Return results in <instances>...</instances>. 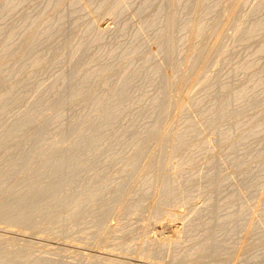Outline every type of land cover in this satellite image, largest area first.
<instances>
[{"label":"rangeland","instance_id":"rangeland-1","mask_svg":"<svg viewBox=\"0 0 264 264\" xmlns=\"http://www.w3.org/2000/svg\"><path fill=\"white\" fill-rule=\"evenodd\" d=\"M0 13V92L17 84L19 79L9 77L8 72L15 59L22 62L23 56L30 53L36 62L23 69L18 67L23 77L20 80L30 86L22 89L27 104L46 94V99L51 98L52 93L47 91L56 85L96 87L93 77L88 80L89 75L71 78L66 85L57 81L79 60L96 66V49L101 44L115 48L110 55L114 57L127 47L133 49L135 26L144 20H151L152 26L141 33L144 50L127 64L130 73L141 70V60L154 58L155 68L166 67L169 83L165 110L152 134L112 132L99 135L103 140L96 148L67 149V144L56 148L26 145V139L13 137L25 134L0 131L1 139L12 137L0 140V264H264V214H259L264 212V179H260L264 173L253 182L237 180L236 176L245 178L253 169L254 165L243 163L263 152L264 129L252 139L253 150L237 158L234 166L225 165V161L224 166L223 161L214 163L223 159L226 149H217V130L198 127L200 133L182 134L185 115L194 114L187 105L201 98L205 88L238 90L246 85L244 74L225 65L228 60L233 63L243 57L239 39L247 27L264 23V0H0ZM61 36L68 42L82 38L77 49L71 48L65 54L73 58L63 63L58 61L63 41L61 44L57 39ZM263 41L264 28L250 43ZM42 57L48 60L44 65ZM126 67H120L119 75ZM254 67H264V51L248 63V69ZM109 73L101 75L99 87L110 86L116 80L123 83ZM157 79L154 74L147 79L128 78V87L157 86ZM254 85L264 87V68ZM6 104L9 118L1 122L3 127H8L10 118L21 111L12 101ZM67 106L64 125L50 129L45 134L47 141L58 139L82 108L78 103ZM207 108L209 105L204 103L202 109ZM50 113L46 110L44 114ZM141 127L142 123L137 129ZM142 135L146 136L144 140ZM133 137L136 139L132 141ZM121 138L126 144L122 149L117 142ZM233 150L237 151V146ZM78 153H90L94 159H73ZM37 156L57 158L53 165L34 164L39 162L34 161ZM211 168L219 177L213 184L234 186L206 187L210 180L204 179L205 172ZM55 176L65 177L66 184L57 181L61 186L53 189L51 177ZM242 183L259 187L236 186ZM32 184L35 190L46 192L33 194V189L27 190ZM49 192L62 203L73 197L74 202L81 201L80 207H70L74 214L58 205L57 210H45ZM78 192H84L87 198L81 200ZM90 192L94 194L88 195ZM29 204L34 209L26 214ZM20 208L28 210L19 216ZM235 209L251 212L247 223L242 216L231 215ZM50 214L53 217L47 223ZM210 240L215 244L211 248L207 244ZM203 253L208 256L203 257ZM192 254L195 259H188Z\"/></svg>","mask_w":264,"mask_h":264},{"label":"bare ground","instance_id":"bare-ground-1","mask_svg":"<svg viewBox=\"0 0 264 264\" xmlns=\"http://www.w3.org/2000/svg\"><path fill=\"white\" fill-rule=\"evenodd\" d=\"M60 20H63V17H61ZM162 22L163 20H161L159 24H161ZM76 24H78V22L75 23L74 25L76 26ZM136 26H135V34H134V42H133L135 46L133 49L131 48L128 49L129 47H127L123 49L121 53L117 55V57H114L110 55H113L115 48H112L109 45L101 44V46H98L96 49V66L89 65V64L86 65L85 62H83L82 64L81 60H79L72 66V68L77 69L76 73H75V70L70 68L71 67L70 65L68 68V71L65 74L62 73V75L59 76L60 79L57 81L58 84L60 83V85L62 84L66 85L68 83V80H71V78L79 77L80 79H82L83 77L89 75L87 77L88 80L91 77H93L96 81L93 85L96 87H87V85L86 87L82 85H79L78 87H72L70 85L68 87L67 86L66 87L64 86L56 87L57 86L56 85L55 87L54 86L49 87L47 91L49 93H52L51 98L46 99L47 97V94H46L45 96L41 97L37 101L27 104L26 97L23 96L22 89H24L25 87H30V86L26 84L25 80H20L23 77H22L21 71H18L19 70L18 67L22 66V69H23V67L32 66L36 61L34 57L30 56V53L23 56L24 58L22 59L24 60L22 62L20 61V58L15 59V64L13 68L10 70V73L8 72V76L11 78L13 77V79L15 78L19 80L13 88L6 90L4 92H0V131H2V133L14 132L16 134L17 133L25 134L22 136H13V137L14 139H18L17 137H20V139H26V141L28 142V143H24L26 145H29V144H32L33 146L35 145L44 146L45 145V146L56 148L57 146L61 144H67V149L96 148L97 146H100L102 144L101 142L103 140V139H100L102 137H98V136L102 134H109L112 132H114L115 134L116 133L123 134V133H126L127 131L129 132L128 134H133V133L152 134L154 133L155 129L158 126L159 118L162 112L165 110L164 109L165 106L163 104L164 95L166 93L167 87H169V83L167 84V75L165 73L166 67H164L163 65H160L159 68H155L154 66L155 61H152L154 58L153 59L145 58L144 61L141 60L139 62V68L141 67V70H139L138 72L135 70L136 72L133 71L132 73H130L131 67H128L127 64L131 62L132 57L136 56L137 54L139 55V53L142 50H144L143 45H141L142 44L141 33L146 28H149L152 26L151 20L149 21L144 20V22H141V24L136 25ZM262 28H264V23L255 24V26H252V25L248 26L247 29L245 30V34H243L242 37L239 39V45L241 44V46L243 47V52H244L243 57L241 59H238V61H233V63L232 61L228 60L225 65V67L227 68L232 66V68H234L235 71L239 72L240 74L241 73L244 74L245 79H246L245 81L246 85H244L238 90H234V89L231 90L228 87H216L215 90H213V87H207L205 88L203 92V96L201 98L191 101L190 105L189 103L187 105L192 111V113H194L193 114L194 116L191 115L192 117H189L187 114L185 115L184 122H183L184 127H183V132H182L184 136L187 134V132L198 133L199 132L198 130L200 127H202L201 128L202 130H205L203 128H206V130H212V131L217 130V132L220 135L219 136L220 144H217L218 145L217 149L219 152L223 149V147H225L226 149H225V153H223L224 154L223 157L221 156L223 159L221 161L216 160L214 163L220 164L223 161L222 163L223 165L225 161L226 163L225 165L230 164L234 166L236 164L235 160H237V158L244 156L247 151L251 152L253 150V146L255 144L252 143V139H255L254 136L255 134H257L258 131H261L262 129H264V87L258 88V87H255L254 85L255 78L259 76L260 72H262L264 67H261V68L254 67L252 69L250 68L248 69V63L258 53L264 51V41L263 43L256 44V45L250 43L251 38ZM160 29L162 31V28ZM181 31H183V28L181 29ZM160 32H158V34H160ZM57 40L61 44L63 41L61 56H60V59L58 60L60 63H63L65 61L68 62L73 58L71 57L72 55L65 56V54L71 48H73V50L77 49V43L80 40H82V38L77 39L76 37L68 42L66 39L62 40V36H61V38H58ZM83 47L84 46H82V48ZM2 52L3 51L0 52V57H2V54H1ZM45 53H43V55ZM6 55H10V54H6ZM102 58H105L106 62L102 63L101 62ZM46 61L48 60L42 57L41 59L42 65L47 63ZM119 64L120 65L122 64V66H127L126 70L124 71L122 75H119L120 67H122V66H119ZM114 65H117L116 69H114L115 67ZM87 71L88 73L84 74ZM11 72H14V76L12 75L13 73ZM104 72H110L109 75L112 74V77L118 80L122 79L123 83H116L117 82L116 80L114 84L112 85L108 84L110 86H107L106 84L103 87H99L100 86L99 79ZM155 72H158L160 74L157 75L155 74ZM15 74L17 76H15ZM153 74L154 76L158 77L156 81H158L159 84L157 86H153L152 84V86L148 85L147 87H140V86L128 87V81H127L128 78L147 79L151 77ZM7 101H12L14 106L21 107V111L18 116L10 118L11 119L9 121L10 125L8 127L6 126L3 127L1 126V122L9 118L8 117L9 108L6 104ZM70 103H78L79 105L82 106V108H80L74 114V117H75L74 123L68 126L61 133L58 139L54 141H47L45 134H47L50 131V129L53 130L55 128L62 127L64 125V122L67 116V107H68L67 105H69ZM204 103H207L209 105V108L202 109ZM46 110H50L52 113H50L49 115H45L44 113ZM154 111L157 113L155 115L154 114L152 115L151 113ZM186 112L189 114V109ZM195 117H196V120H195ZM125 119H128L127 123L122 124L125 121ZM194 121L196 122L199 121V122L196 123ZM140 123H142V127L141 129H137V126ZM199 123L201 126H199ZM223 127H227V129L223 130ZM145 137L142 135L141 139L143 138L144 140ZM7 138H12V137H5L2 139L0 138V140L7 139ZM116 139L114 138V140ZM133 139L135 140L136 138L135 137L131 138L132 141ZM117 142H119L122 145L121 149L126 146V144H122L123 143L122 138L119 139ZM127 143H130V142H127ZM106 146L107 145H104V147ZM113 146L114 145H108V147H113ZM116 146H118V144H116ZM138 146H139V143H138ZM235 146H237L238 148L237 151L233 150ZM202 148H204V144L202 145ZM77 155L80 157L77 156L76 158H73V159H76L79 161L80 160L89 161L91 159H94V156L90 155V153H81V154L78 153ZM34 158H35L34 161H39L34 164L44 165V164H50L52 162V165H53L55 164L54 161H56L55 159L57 157L41 158L40 156H37ZM63 160H66V159H63ZM12 165H15V164H12ZM251 165L252 166L254 165V166L252 167L253 169L251 170L250 174L247 177L241 178V174H236L238 178L236 179L237 180L244 179V180H248L251 182L259 180L260 174L264 173V150L261 154L258 152L257 155L250 157L248 161L246 162V165L245 163H243V166L248 167ZM255 165H258V166L255 167ZM209 170L207 169V171L205 172L206 175L204 176V179L210 180L209 184H205L206 187L209 188L213 186L215 187L225 186L229 188L230 185L231 187L234 186L232 184L228 185L225 183L213 184V182L218 180L219 177L218 176L216 177L215 175L216 171L214 168H211L210 171ZM51 178H52V181L55 182L54 188L52 187L53 189H58L61 186L56 183L57 181L63 182V183L65 182V177L60 178V177L55 176ZM260 179L262 180L264 178H260ZM222 181H224V179ZM256 185H259V184H243L242 183L236 186L238 187H259ZM28 189H33L31 190L32 192H34L33 194H35V192L38 193L39 191H44V190H41V188L35 190L33 184L31 187H27V190ZM45 192L46 191H44V193ZM211 192L213 191L211 190ZM49 193L51 195L50 198L44 197L45 199L49 198V200L46 201L45 206L47 207L44 208L45 210L49 209L50 207H51L50 209H52V207H56L55 205H58L60 207L61 206L67 207V209L65 210L68 213L72 212L74 214V212L72 211V208L70 207H72L73 205H74L73 209H77L80 207L79 204L81 203V201L74 202L73 197L72 199L69 198L68 201H64V203H62L61 199L59 197H56L53 192H49ZM82 193L84 192H81V193L78 192L76 194L77 197L78 196L81 197V200L83 198H87V196L83 195ZM90 194H94V192L88 193V195ZM172 194H175V193H172ZM83 206L86 207V204L85 205L83 204ZM28 208L30 209L26 214H31L34 209V205L32 206V204H29ZM27 210L28 209L20 208L17 210V214L20 216L22 213L26 212ZM55 210H57V207ZM235 210L236 211L234 212H230L231 215L237 214L239 216H242V220L244 221V223H247L248 222L247 220L250 219L249 215H251V212L248 213L247 211H244V210L242 211L238 209H235ZM51 214H55V213L52 212ZM51 214L47 216V219H46L47 223H51V220H52L51 217H53V215ZM57 214H59V212ZM245 214H247L248 216ZM257 214L258 213H255L254 215H257ZM259 214H264V212L259 213ZM13 221L16 222V220H13ZM251 221L254 224V219H252ZM205 233H208V231H205ZM210 242L211 243H207V244H210L211 245L210 248H211L212 245H215V244L213 243L212 240H210ZM193 254L188 256V259H195V256ZM203 254H202L203 257L208 256L205 253Z\"/></svg>","mask_w":264,"mask_h":264}]
</instances>
